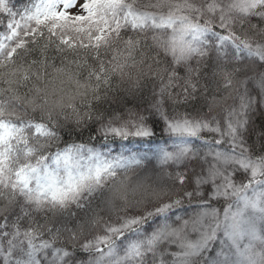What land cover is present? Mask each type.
<instances>
[{
	"label": "snow or ice",
	"instance_id": "1",
	"mask_svg": "<svg viewBox=\"0 0 264 264\" xmlns=\"http://www.w3.org/2000/svg\"><path fill=\"white\" fill-rule=\"evenodd\" d=\"M0 264H264V0H0Z\"/></svg>",
	"mask_w": 264,
	"mask_h": 264
},
{
	"label": "trees",
	"instance_id": "2",
	"mask_svg": "<svg viewBox=\"0 0 264 264\" xmlns=\"http://www.w3.org/2000/svg\"><path fill=\"white\" fill-rule=\"evenodd\" d=\"M73 139H76V138L73 137ZM86 141H87V134H85V136L82 139L78 140L77 142H86ZM93 143H95V142H93Z\"/></svg>",
	"mask_w": 264,
	"mask_h": 264
}]
</instances>
